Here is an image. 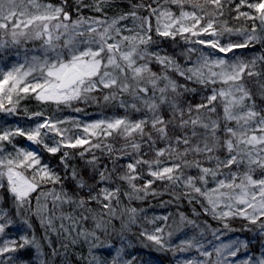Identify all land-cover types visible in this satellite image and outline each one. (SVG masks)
Returning a JSON list of instances; mask_svg holds the SVG:
<instances>
[{"label":"snow or ice","instance_id":"snow-or-ice-1","mask_svg":"<svg viewBox=\"0 0 264 264\" xmlns=\"http://www.w3.org/2000/svg\"><path fill=\"white\" fill-rule=\"evenodd\" d=\"M230 3L231 0H139L130 3L129 11L108 18L105 9L109 0H93L91 4L78 0V13L81 8H88L100 15L79 14L73 19L63 5L40 0H0V53L28 41H41V55L26 54L23 62L0 67V113L16 115L20 101L30 94L41 103L55 104L58 109L72 108L75 112L83 111L77 104H99L101 99L109 104L127 94L130 102L121 99L119 107L143 113L136 120L124 115L83 123L78 119L67 121L46 116L43 111L29 115L25 110L29 120L36 119L34 125H0V188L11 194L17 214L26 204L31 205L36 194L35 214L41 217V223L56 232L54 221L58 219L60 229L70 234L76 231L79 220L62 212L57 215L64 204L75 203L84 208L95 201L106 210L103 215L115 217L112 204L113 201L119 204L121 192L120 187L101 186L97 190L98 184L113 181L117 169H96L98 158L93 156L89 163L94 166L91 180L95 183L79 180L77 187H87L88 195L87 199L74 200L63 188L61 176L42 162L39 151L14 143L16 137H23L37 149L53 155L63 149L82 148L83 157L86 152L102 149L110 156L118 153L113 165L130 156L133 159L127 163L126 171L116 176V180L131 188L130 193H124L129 199H142L140 192L148 195L156 180L167 181L173 188L183 185L185 190L175 199L182 195L190 203H201L205 215L222 223L226 232L235 231L229 221L240 218L256 226L264 236V107L257 106L244 82L245 76L264 77V72L255 71L258 62L264 63V55L245 60L234 52L257 43L264 45V0H239L235 4L234 18L253 21L251 30L233 29L220 19ZM244 8L249 11H243ZM141 11L147 14L141 15ZM129 20L131 27L122 23ZM153 32L158 38H169L174 43L179 38L190 45L181 53L184 63L173 55L153 51L157 45ZM234 34L243 37L242 41L223 42L222 37ZM152 65L161 70L154 71ZM173 75L184 82L180 83ZM256 84L264 99V79H258ZM196 86L202 90L201 99L193 103L185 94H194L195 100ZM185 103L186 108L182 106ZM165 106L170 109L168 118L162 114ZM67 123L72 127L63 126ZM114 137L125 141L121 148L104 142ZM161 141L165 147L157 148ZM145 144L154 152V159H144L141 149ZM7 145L12 146V151L7 150ZM68 157L69 152L64 151L61 162L65 167ZM142 165L147 166V174L153 179L138 187L135 181L142 178L138 172ZM186 169H195L197 175H186ZM72 177L77 178L75 170ZM49 183L60 184L61 189L44 190ZM127 211L130 222L135 223L137 210ZM156 219L168 220V216ZM180 220L194 224L183 213ZM63 221L71 223L66 227ZM12 222L7 212L0 211V258H3L0 264H15V257L8 254L28 245L39 250L35 239L3 238ZM102 227V221H98L96 228ZM205 230H211L215 239H220L217 235L220 229H212L205 222L201 236ZM162 232V228L156 227L153 232L142 231L140 235L165 249ZM172 234L169 232L168 236ZM78 235L87 239L95 237V232L79 231ZM101 246L104 245H91ZM191 249L202 259L192 257L178 264H264V254L249 255V242L239 238L212 245L209 251L192 237L171 250ZM124 256V248H117L110 264H134L135 257ZM92 260L95 264H106L96 256Z\"/></svg>","mask_w":264,"mask_h":264},{"label":"trees","instance_id":"trees-1","mask_svg":"<svg viewBox=\"0 0 264 264\" xmlns=\"http://www.w3.org/2000/svg\"><path fill=\"white\" fill-rule=\"evenodd\" d=\"M42 3H52L54 5H63L66 10H68L73 19H76L79 14L84 16H99L100 14L91 11L88 8H81L80 12H77L79 7L78 0H40ZM85 4H91L93 0H83ZM139 0H109V4L106 6V13L108 18H112L120 13L127 12L130 10V3H138ZM148 2V0H145ZM203 2V0H200ZM239 0H231L225 8L224 16L220 19L222 21L226 20L228 25L233 29L246 28L251 30L253 21L245 20L243 18L237 20L235 11H233L235 4ZM243 11H249V9L244 8ZM173 11L177 12L178 9L173 6ZM141 15H146L147 13L141 11ZM155 21H153V24ZM206 23V21H205ZM255 23L259 24V21ZM219 27V25H217ZM154 39L157 40V45H154L152 50L159 51L162 55L168 54L175 56L179 62L184 63L183 56L181 53L190 45L185 44L182 40L177 38L175 43L169 38H158L153 32ZM243 37L239 35H225L222 37L223 42L227 43L229 40L242 41ZM38 44V41H28L27 43H22L19 47H26L33 49ZM237 56L242 59L251 60L254 56L264 55V45L254 44L247 49H236L234 50ZM0 53V61L3 60ZM8 55V54H7ZM232 56V53H229ZM195 58V57H194ZM153 70L159 72L161 69L158 65H152ZM257 72H264V63L258 62L255 69ZM170 75H172L170 73ZM173 78L178 79L180 83L184 81L182 78H178L173 75ZM258 79H264V77H244V82L246 86L252 91L255 102L258 107H264V99L259 95V88L256 84ZM160 86H163L161 83ZM193 85H189L192 87ZM198 88L197 94H195V100H192L194 94H185L189 101L193 103L199 102L201 99L202 90ZM123 99L124 101L130 102L131 98L125 94L124 96L118 97L115 102L106 104L101 99L100 103H90L88 105L77 104L76 107L83 109L81 112H75L72 108L61 106L59 109L55 104L52 103H41L37 101L33 95H28L22 99L19 103L18 116L25 118V110L27 113H33L37 111H43L46 116L59 117L65 115H78L87 119H94L104 114H112L114 116H124L127 115L129 119H140L143 113L133 112L131 109L127 111L119 107V101ZM183 107H187V104H183ZM165 118L170 115V109L165 106L162 113ZM25 138L17 137L16 143L23 144ZM105 143H111L114 148L119 149L124 145L125 141L120 137L108 138L104 141ZM157 148L165 147L164 142H158L156 144ZM69 152V157L66 159L67 167L61 162V157L63 152ZM83 151L82 148L77 149H63L56 154H49L43 150L40 151L42 155V162L48 164L50 167L61 176L63 188L73 196L74 200H79L80 198L87 199L88 191L87 187L80 189L77 187L78 181L83 180L85 184L95 183L91 180L93 175L94 166L89 163L93 156L97 157V162L95 168L98 170L111 171L114 167L117 172L113 175V181L107 182L104 185H97V190L101 186L106 187H120V197L119 204L113 201V208L115 209L116 215L112 217L110 215H103L106 212L102 206L95 201L86 204L84 208H80L77 204H64L62 208L57 212L60 215L62 212L65 215H71L79 220L76 225V231H72L70 234L66 233L64 230L60 229V220L54 221V226L57 229L56 232L47 229V226L41 223V217L35 214L36 204L35 195L33 194V200L31 205L26 204L24 209L17 214L15 205H11L13 201L12 197L9 196L6 188H2L1 192L3 195V200L6 202V207L9 209L10 213L13 214V224H21V232L29 239H35L36 243L39 244V250L33 245H28L23 249H18L15 253H9L15 257V264H95L92 260L93 256L98 257L100 260L104 256H110V252L102 249L101 247L92 248V243L98 245H109L115 246L116 248L123 247L125 252V259H132L135 257L134 264H154L156 259H159L163 264H178V262L183 261L189 256L196 255L198 252L195 249H191L187 252H180L179 250L173 252L171 249L175 248L182 240L191 239L195 237L200 243H203L206 248L214 242H219L229 239H243L249 242L248 254L252 256H260L262 251V245H264V236H261L257 230V227L248 224L247 221L240 218L232 219L229 221L230 227L235 229V231L226 232L223 229V224L213 220L211 216L205 215L204 208L201 203L189 202V200L181 195L179 200L175 199V196L180 195L185 190L183 185L177 188L167 184V181L156 180L149 189L148 195L140 192L138 195L142 199L132 198L129 199L124 195L125 192H131V188L126 182L116 180L117 175L123 174L126 171V165L132 161V157L124 156L122 159L116 161L113 165V158L118 155V153H113L111 156L102 149H96L90 152H86L83 157L80 156V152ZM131 151V149H129ZM144 155V159H154V152L149 151L147 145H142L141 149ZM223 158L224 153L219 154ZM165 159V158H162ZM191 159V157H189ZM73 170L76 172V179H73ZM235 170V169H233ZM138 172L141 174V179L135 181L138 187H142L146 180L153 179L149 176L148 169L146 165H142L138 168ZM186 175H197L195 169H186ZM259 175V173H257ZM98 180V175H97ZM212 186L211 184L209 185ZM55 187L57 191L61 189V185H52L51 183L44 186V190H49ZM49 207H51V201L49 200ZM135 208L137 210L135 216V223L130 222V213L127 209ZM30 209V210H29ZM91 209V211H88ZM194 221L193 225L187 224V222H181L180 214ZM81 216H87V220L80 219ZM168 216V220L156 219V217ZM95 217V218H93ZM27 221V223H25ZM102 221L103 227L100 229L96 228V223ZM205 222H207L212 229H220L217 235L220 239L217 240L212 235L211 230H205L204 235H200L201 228L205 227ZM67 227L70 221H63ZM27 224L28 230L26 231L23 226ZM127 225V227H124ZM197 225L199 227H197ZM156 227L163 229L161 235L165 239L166 248L159 249L158 246L154 245L152 242L147 241L145 237H142L140 233L142 231H147L149 233ZM8 229L11 230V227ZM106 229V230H105ZM250 229V230H249ZM79 231L95 232V237L89 236L85 239L78 235ZM173 233L171 237L168 233ZM226 232V234H225ZM20 235V234H19ZM19 235L15 238L19 241ZM75 240V243H73ZM100 249V250H99ZM55 252V254H54ZM104 255V256H103ZM214 258V254H213ZM3 259V258H0ZM102 261V260H101Z\"/></svg>","mask_w":264,"mask_h":264},{"label":"rangeland","instance_id":"rangeland-1","mask_svg":"<svg viewBox=\"0 0 264 264\" xmlns=\"http://www.w3.org/2000/svg\"><path fill=\"white\" fill-rule=\"evenodd\" d=\"M122 23L123 24H127L129 27H131V21L130 20L129 21H124ZM40 45H41V41H38V44L33 49L26 48V47H22L21 48L19 46H16V47L10 48V49H8L6 51H3L2 54H1L2 55L1 57H3V60L0 61V67H3L5 64L8 65V66H11L13 63H15L17 61L23 62V59H24L26 54L29 57L32 56V55H41ZM209 51H211V50L209 49ZM193 59H194V57H193ZM23 114H25V113H23ZM28 114L30 115L31 113H28ZM110 117H116V116H114L112 114H104V115H101V116L96 117L94 119H87V118L80 117V116L75 114V115H65V116H59V117H53V118H57V119H61V120H67V121H70L71 119H78V120H80L83 123H89V122H93V121L100 120V119H105V118H110ZM35 122H36V119L29 120L28 117H26L25 120H24L23 117H21V116L19 117L18 116V113L16 115H14V116H8V115H6L4 113H0V125L13 126V127L19 125L21 127H27L29 125H34ZM63 126L64 127H69V128L72 127L71 123H67L66 125H63ZM16 139H17V137L15 138L14 143L17 144L20 147H29V148H32V149H36L39 152L41 151V149H37L35 145H31V143L29 141H27L26 139L24 140L23 144L16 143ZM48 143L51 144V140H48ZM6 147H7L8 151H12V146L11 145H7ZM40 155H41V153H40ZM41 157H42V155H41ZM52 169L54 170V168H52ZM1 190H2V188H0V211L7 212L9 214V218L13 221V214L10 213L9 209L6 207V202L3 200V195H2ZM9 196L11 197L10 193H9ZM11 205L14 206L15 204L11 203ZM70 223H68L67 225H69ZM12 224H13V222H12ZM12 224L9 226V227H11V230L8 229L9 228L8 227L6 229V235L3 238L16 239L15 237L17 235H19V234H20L19 238L21 236H25V234L21 232V228H22L21 224H16L14 226H12ZM23 228L27 231L29 227H28L27 224H25L23 226ZM152 231H154V229ZM235 239H237V238H235ZM230 240H232V239L223 240V241H219V242H215V243L213 242L211 245H209L207 247V249L210 251L212 245H218L220 243H227ZM107 245H109V244L107 243L106 245H104L102 249H105V250L109 251L111 254H110L109 257L103 255L104 258L103 259L101 258V260L106 262V264H110L112 256L115 255V251H116L117 248L115 246H112L111 248H109V247H106ZM262 254H264V247H262V251H261L260 255H262ZM192 257H196L197 259H202V257L199 256V253H197L196 255H193V256H189V258H187V259H191ZM241 258H245V257L242 256ZM154 264H163V263L160 262L159 259H156L154 261Z\"/></svg>","mask_w":264,"mask_h":264}]
</instances>
